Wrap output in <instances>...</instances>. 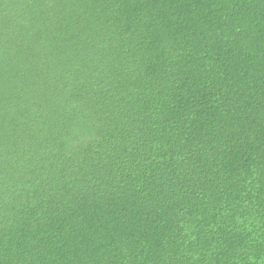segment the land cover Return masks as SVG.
<instances>
[{
	"label": "trees",
	"instance_id": "1",
	"mask_svg": "<svg viewBox=\"0 0 264 264\" xmlns=\"http://www.w3.org/2000/svg\"><path fill=\"white\" fill-rule=\"evenodd\" d=\"M0 264H264V0H0Z\"/></svg>",
	"mask_w": 264,
	"mask_h": 264
}]
</instances>
